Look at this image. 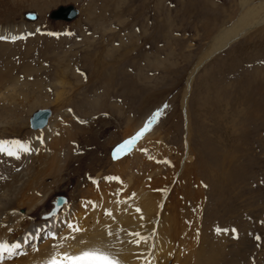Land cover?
I'll use <instances>...</instances> for the list:
<instances>
[{"label": "rangeland", "instance_id": "rangeland-1", "mask_svg": "<svg viewBox=\"0 0 264 264\" xmlns=\"http://www.w3.org/2000/svg\"><path fill=\"white\" fill-rule=\"evenodd\" d=\"M4 1L0 27L45 30L0 40V90L7 94L0 97V116L8 119L0 140L32 144L42 130L31 129L30 118L49 108L69 158L37 191L51 187L53 198L68 197L84 180L132 178L133 189L160 204L149 224L163 231L166 264H264V23L196 72L189 137L185 111L159 102L145 121L161 126L166 119L162 144L141 143L136 155H127L121 179L110 154L147 98L179 91L220 33L264 0L245 6L242 0ZM61 5H74L77 16L49 19ZM26 11H35V20L24 19ZM201 104L206 111L199 113ZM90 184L79 186L85 201L95 190ZM122 185L118 195L125 197L130 186Z\"/></svg>", "mask_w": 264, "mask_h": 264}, {"label": "bare ground", "instance_id": "bare-ground-1", "mask_svg": "<svg viewBox=\"0 0 264 264\" xmlns=\"http://www.w3.org/2000/svg\"><path fill=\"white\" fill-rule=\"evenodd\" d=\"M248 2V0H242L244 6L249 4ZM0 4L5 5V1L0 0ZM47 6H49V3L44 2L40 7L45 12ZM262 23H264V4L246 10L233 25L225 28L220 33L219 38L214 40L211 51L204 54L196 67L183 79L179 91L178 88L169 89L159 95H151L152 97L147 98L146 105L140 111L143 113L130 121L126 135L123 136L122 140L136 137L137 133L147 126L145 124L149 125L148 130L144 131V134L126 150L116 156L110 153L111 161L118 166L116 169L117 174L122 175L119 179L123 177L124 166L129 162L127 155L132 153L136 155L141 143L151 141L154 145L162 144L166 119L163 121L164 123H161V126L150 125L147 122L148 120L145 121L148 111L155 109V104L159 102L162 105L168 103L166 109H171L173 106L174 109L185 111L186 117H188L189 89L198 69L202 67V64L206 62L210 55L220 52V50L242 38L250 29L256 28ZM43 30L45 28L37 27V25H7L6 27H0V37L9 38L10 40L13 37H21L34 31ZM175 89L178 92L174 93ZM5 96L7 97V94H3L0 90V97L3 99ZM149 98L151 99L150 103ZM204 104L199 107V113L202 110L206 111L202 108ZM216 109L215 114L218 111ZM187 120V137H189L190 118L188 117ZM49 122L48 120L43 127L37 128V130L42 131L34 133L32 144H20L27 148V151H23L21 147L9 143L8 147L16 155L9 156L6 152H0V171L2 173L0 177V243L20 245L19 249H16L12 255L4 254L0 264H44L54 254L67 253L75 256L82 251L95 248L110 253L119 261V264H166L167 248L164 249L163 238L161 239L162 234H160L163 231L158 229L155 233L154 224L152 226L149 224L151 219L158 218L160 204L150 198L148 199V194L144 193V190L137 192L139 186L133 189L131 187V185L133 186L132 178L126 181L122 179L121 184L110 182L109 178L102 179L100 184L93 180L95 185L84 180L74 187L70 196L67 197L68 201L61 206L56 216L47 219L39 216L35 218V213L40 211L42 207L49 208L48 202L53 196V192L49 191L51 187L48 188V191H37L40 185L44 183V178L52 176L59 170L69 166V158L63 157L65 150L60 148L63 143L62 136L57 135L59 121L54 119ZM7 123L8 119L0 116V124L6 125ZM221 130L220 128V133ZM206 144L207 141L204 143L203 148ZM43 158L46 160V165L39 166ZM3 169L6 170L3 172ZM123 183H125L126 188L130 186L127 190L124 188L125 192L122 190L125 197H121V194L118 195L121 193L120 188H123ZM89 184L95 190H93L92 198L85 201L79 186ZM106 212H111L112 215L108 216L105 214ZM68 223L78 225L82 231L72 232L67 228ZM109 232L112 235H109ZM135 233H138L139 236L134 235ZM53 234L59 236L52 239L50 235ZM66 237L67 239H65ZM35 245L38 247L36 248ZM57 245L59 247H54ZM160 260H164V262L161 263Z\"/></svg>", "mask_w": 264, "mask_h": 264}, {"label": "snow or ice", "instance_id": "snow-or-ice-1", "mask_svg": "<svg viewBox=\"0 0 264 264\" xmlns=\"http://www.w3.org/2000/svg\"><path fill=\"white\" fill-rule=\"evenodd\" d=\"M0 39H5V37H0ZM15 39L16 37H13V40ZM156 116L158 117L159 113H156ZM153 119H155V117ZM149 124H151V121H149ZM147 130H148V126H145V128L141 132L137 133L136 137H134L129 141H126L124 145H121L119 148H117L116 152L114 153V156L119 154L121 150H126L127 147H130L133 143H135V140L139 139L144 134V131ZM9 143L21 147L23 151H27V148L21 146L19 144V141H12V142L0 141V152H6L7 155L9 156L16 155V153L11 151V149L8 147ZM17 158L19 157L17 156ZM137 211H139V209H137ZM105 214L108 216L112 215L111 212H106ZM67 228L70 229L72 232L82 231V229L78 225H74L72 223H68ZM220 231H221L220 229H217L218 234ZM109 235H112V233L109 232ZM134 235L139 236L138 233H135ZM55 238L56 237L53 236V239ZM65 239H67V237ZM19 247H20L19 244L9 245L8 243H0V258H2L4 254L12 255L16 249H19ZM54 247H59V246L57 245ZM46 264H119V261L110 253L102 251L99 248H95L92 250L82 251L79 255H75V256L69 255L67 253H64L62 255L54 254L46 262Z\"/></svg>", "mask_w": 264, "mask_h": 264}, {"label": "water", "instance_id": "water-1", "mask_svg": "<svg viewBox=\"0 0 264 264\" xmlns=\"http://www.w3.org/2000/svg\"><path fill=\"white\" fill-rule=\"evenodd\" d=\"M79 12V9L76 8L74 5H61L53 11L49 13V19H56V20H63V21H72L74 17L77 16ZM37 17L36 12L32 11H26L23 14V18L26 20H35ZM51 110L49 108H42L38 109L30 118V128L31 129H37L43 127L49 117L51 116ZM67 200V197L63 194H58L54 197V199H51L49 202V208L44 206L40 209L39 213L35 215V218L37 216L48 218L51 216H54L58 213V210L61 208L62 204Z\"/></svg>", "mask_w": 264, "mask_h": 264}]
</instances>
